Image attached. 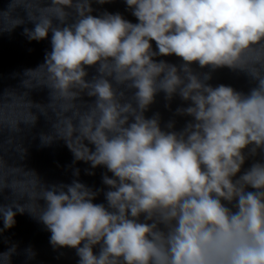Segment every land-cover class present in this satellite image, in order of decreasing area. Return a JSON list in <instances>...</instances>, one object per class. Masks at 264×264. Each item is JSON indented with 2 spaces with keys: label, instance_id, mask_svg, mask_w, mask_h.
<instances>
[{
  "label": "clouds",
  "instance_id": "clouds-1",
  "mask_svg": "<svg viewBox=\"0 0 264 264\" xmlns=\"http://www.w3.org/2000/svg\"><path fill=\"white\" fill-rule=\"evenodd\" d=\"M110 2L0 8V34L24 26L50 43L17 87L0 89V236L27 213L77 264H264V0H124L135 23L93 7ZM224 68L247 90L211 83ZM161 94L169 110L181 101L166 122L146 115ZM41 117V145L63 140L88 175L106 170L104 188L79 168L48 183L27 167ZM4 243L0 264H12L18 245Z\"/></svg>",
  "mask_w": 264,
  "mask_h": 264
},
{
  "label": "water",
  "instance_id": "water-1",
  "mask_svg": "<svg viewBox=\"0 0 264 264\" xmlns=\"http://www.w3.org/2000/svg\"><path fill=\"white\" fill-rule=\"evenodd\" d=\"M8 0H0V8L7 7ZM98 11L107 10L111 13H121L126 19L136 22L135 17L127 10L124 0H111L104 5L93 4ZM23 14V13H21ZM95 14V13H94ZM32 25H28L31 27ZM23 27H17L11 33L0 34V89L15 88L19 85L20 76L25 69L35 68L43 62L46 50L50 49L49 40L29 41L23 34ZM170 62H176V57H166ZM211 83H224L231 85L238 90H247V82L243 77H239L227 68L219 69L213 74ZM33 99L38 102H44L47 99L46 91L34 92ZM166 101L163 94L157 97L156 103L151 106V110L146 114L151 116L154 112H160L162 121L173 118V111L181 104L179 98L171 102V110L165 108ZM177 127H181L185 118L176 117ZM50 125L43 117L38 121L37 126L31 134L26 137L25 146L28 148L27 158L24 163L28 168L34 169L48 183H70L74 178L73 168L80 169L79 179L93 188H104L102 184V174L106 171L104 168H96L94 175H88L85 169L90 166L78 161L73 163L74 157L63 140H57L49 146H42L39 139L41 132H48ZM81 147L79 143L73 145ZM5 195H8L6 192ZM0 202H7L0 197ZM96 202H103V195L98 197ZM2 227V222H0ZM50 233L45 227L33 219L27 213L17 214L16 224L13 228L6 230L0 236V251L6 250L9 246L4 243L8 240L10 243L18 245V255L12 259V264H77L78 257L74 249H54L49 243ZM31 247L36 253L35 258L26 260L24 249Z\"/></svg>",
  "mask_w": 264,
  "mask_h": 264
}]
</instances>
